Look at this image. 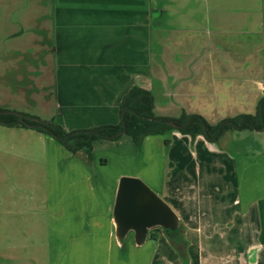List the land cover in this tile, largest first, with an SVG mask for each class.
Wrapping results in <instances>:
<instances>
[{
	"label": "crops",
	"instance_id": "crops-1",
	"mask_svg": "<svg viewBox=\"0 0 264 264\" xmlns=\"http://www.w3.org/2000/svg\"><path fill=\"white\" fill-rule=\"evenodd\" d=\"M52 7L44 50L55 61L52 119L66 131L117 123L132 86L152 93L157 116L198 113L210 124L254 113L263 95L264 0ZM36 132L45 142L42 173L24 158L7 176L6 199L0 194V264H264L263 143L252 154L231 152L228 132L210 143L171 131L145 136L137 156L123 134L95 140L89 157ZM123 175L139 177L173 208L180 250L158 227L140 246L131 234L117 243L112 211Z\"/></svg>",
	"mask_w": 264,
	"mask_h": 264
},
{
	"label": "rangeland",
	"instance_id": "rangeland-1",
	"mask_svg": "<svg viewBox=\"0 0 264 264\" xmlns=\"http://www.w3.org/2000/svg\"><path fill=\"white\" fill-rule=\"evenodd\" d=\"M53 10L52 0H0L1 112L14 111L56 123L52 118L58 105L50 73L55 61L49 60L44 50L52 32L49 23ZM226 137L225 145L231 152L240 149L252 154L258 144H264V134L250 130L230 131ZM44 146L43 135L34 128L0 123V194H4V199L13 182L7 176L24 164V158L35 163L38 175L42 173Z\"/></svg>",
	"mask_w": 264,
	"mask_h": 264
},
{
	"label": "trees",
	"instance_id": "trees-1",
	"mask_svg": "<svg viewBox=\"0 0 264 264\" xmlns=\"http://www.w3.org/2000/svg\"><path fill=\"white\" fill-rule=\"evenodd\" d=\"M154 98L150 91L139 86H132L123 95L119 104V121L115 124H104L86 129L65 131L60 125L49 122L47 126H37L38 120L24 116L26 123L34 129L46 133L62 144L71 153L84 149L91 157L92 144L95 140H116L123 134L128 136L137 149L139 156L141 143L147 135L167 134L177 131L188 135L192 140L203 136L206 141L216 143L218 139L230 131H261L264 129V90L254 113H243L210 124L198 113L182 112L179 117L157 116L153 111ZM40 122V121H39ZM169 122L175 124L171 125ZM0 123L8 126L28 127L19 121L14 114L0 112ZM124 129V133L120 132ZM169 144V139L164 140ZM169 235L175 234L168 231ZM152 237V233H150Z\"/></svg>",
	"mask_w": 264,
	"mask_h": 264
},
{
	"label": "water",
	"instance_id": "water-1",
	"mask_svg": "<svg viewBox=\"0 0 264 264\" xmlns=\"http://www.w3.org/2000/svg\"><path fill=\"white\" fill-rule=\"evenodd\" d=\"M5 113L15 114L19 117L20 122L33 127L32 124L24 121L21 113L14 111H5ZM169 123L175 126L173 122ZM123 133L124 129L120 134ZM112 221L115 238L119 245L124 244L131 234L134 244L140 246L149 236V231L156 227L163 231L177 250H180L183 245L178 215L164 199L139 177L123 175L119 178ZM168 231L175 234L169 235Z\"/></svg>",
	"mask_w": 264,
	"mask_h": 264
},
{
	"label": "flooded vegetation",
	"instance_id": "flooded-vegetation-1",
	"mask_svg": "<svg viewBox=\"0 0 264 264\" xmlns=\"http://www.w3.org/2000/svg\"><path fill=\"white\" fill-rule=\"evenodd\" d=\"M1 112V111H0ZM3 113H5V112H3ZM5 114H7V113H5ZM9 114H11V113H9ZM15 115V114H14ZM23 115V119H24V116H26V117H29V118H32V119H35V120H38V123H37V126L38 125H43V126H47L48 124H49V122L47 123V124H45V122L46 121H44V120H39V119H36V118H33L32 116H29V115H26V114H22ZM17 116V115H16ZM19 118V117H18ZM40 121V122H39ZM29 127V126H28ZM32 128V127H31Z\"/></svg>",
	"mask_w": 264,
	"mask_h": 264
}]
</instances>
